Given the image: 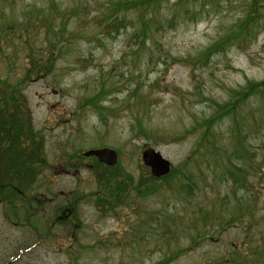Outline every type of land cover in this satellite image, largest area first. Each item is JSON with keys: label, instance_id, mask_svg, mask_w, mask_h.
<instances>
[{"label": "rangeland", "instance_id": "obj_1", "mask_svg": "<svg viewBox=\"0 0 264 264\" xmlns=\"http://www.w3.org/2000/svg\"><path fill=\"white\" fill-rule=\"evenodd\" d=\"M184 2L166 0L149 10L162 27L155 31L148 24L141 48L133 40L139 10L126 14L125 28L106 36V0H0V83L19 84L24 124L30 113L43 141L42 162L30 164L37 169L35 182L30 173L22 176L12 143L0 153V264H264V96L252 95L234 117L220 120L211 128L215 141L194 153L213 102L225 103L264 79V11L236 35L233 30L252 12L250 0ZM26 25L32 31L7 30ZM225 38L224 51L203 64L201 52ZM47 45L59 51L53 68L24 82L28 59L21 48L34 52ZM110 87L100 108L78 107ZM234 120L246 136L235 157ZM101 145L120 150L119 165L132 181L149 173L141 161L146 148L159 151L181 174L172 188L101 212L94 204L100 186L91 160L88 167L66 168L71 157ZM228 156L243 170L244 188L226 172ZM178 179L190 188H177ZM47 185L55 201L37 212L31 198ZM77 195L86 197L74 222L54 223ZM20 199L28 209L14 207L18 201L24 206ZM50 218L44 237L41 226ZM180 250L186 251L168 261Z\"/></svg>", "mask_w": 264, "mask_h": 264}, {"label": "trees", "instance_id": "obj_2", "mask_svg": "<svg viewBox=\"0 0 264 264\" xmlns=\"http://www.w3.org/2000/svg\"><path fill=\"white\" fill-rule=\"evenodd\" d=\"M164 1L166 0H121L113 3L112 1L106 0V12L102 15L106 27L105 35H116L119 29L125 28L124 22L126 14L133 10H139L142 13L138 18L139 27L133 33V40H136L138 42V46L142 48L143 46H145V42L148 39L144 35L145 29L148 27V24L152 25V28H154L155 31H158L162 27L161 23L155 21V18L150 17L149 10H153L159 7ZM184 1L196 2L197 0H176V4H187ZM187 10V8H184L181 11L187 12ZM248 10H252V12L248 11L249 13L247 14V18H243L233 30V33H236V35H240L243 30L248 28L254 22L255 19L253 18V16L257 12L259 13L261 11H264V0H250L248 4ZM168 23L171 26L173 24V20L169 19ZM30 27L31 26L26 25V27L19 28L17 30H14L13 28L7 30H9V33L14 34L17 31L27 32L28 28L29 30L32 29ZM152 28L149 30V33L152 32ZM14 40L19 41L20 39L16 37L14 38ZM228 43L229 38H225L222 41L203 50L200 54V58L203 61L202 63H208L211 57H213L217 53L223 52V48ZM58 48L61 49L62 47L58 46ZM20 53H24L26 59H28V67L26 69V75L24 78V82H26L33 77H45L47 71L53 68L59 51L55 50L53 45H47L44 48L36 49V51L34 52L29 46H26L25 48H21ZM41 61H43V67H40ZM0 85V117L4 119L3 121L0 120V133L2 134V137L0 139V153H2V150L5 146L4 145L1 149L2 145L7 142V140L15 144L17 147V149L15 148V150H17V152L12 153H15V155L18 156L17 159L19 161V165L23 162L19 167L22 176L25 177L30 173V176L28 178L29 181L35 182L38 173L36 172L37 169H35L34 167L35 164L30 165L32 162L34 163V160L30 159L29 155L33 152L37 154L42 148L43 141L38 139L36 131L32 129L30 123L31 115L30 117H28L27 124L24 125L21 129V125L23 124V111L20 110L21 105L19 98L22 97V95L20 94L19 84L9 86L6 85V83H0ZM111 90L112 87L108 88L105 92H99L95 94L91 98H86L81 104L78 105V107L80 109H83L87 106L100 108L98 104L100 103L101 98L107 95ZM254 94H260L262 97L264 96V79L259 82L248 83L243 90L236 91L234 96L225 103L213 102L214 109L211 116L201 123L202 132L195 146L194 153L196 149L201 145L210 144L211 139L215 141V135L211 131V128L213 126H216L220 122V120L225 117H234L239 105L245 102V100H247ZM20 112L21 117H19ZM27 116H29L28 113ZM231 133L235 142V148L232 150V155L233 157H235L239 153L238 149L243 148V142L246 141V136L242 135L240 127L235 122V120L233 121ZM22 140H24V142H22ZM37 142L39 143L37 144ZM21 152H23V155ZM74 162H76V158L74 159ZM68 163H70V161H68ZM228 163L229 167L226 169V172L233 179V184L240 182L243 185L242 187L244 188L246 178L242 175L243 170L240 168V166L231 165L229 162V156ZM186 164L187 161L185 162L184 168L187 167ZM259 169L260 168L258 166V170ZM90 170L93 172V175L97 179V182L100 186V191L96 194L97 196L95 197L94 204L100 209L101 212L104 213L115 209L117 204H126L128 201L129 204L132 203V205H134L137 203L138 199H144L148 196H151L160 191V189L164 186H170L172 188L173 183L181 174V171L178 170L176 172V169L172 168L169 174L158 179L152 177L149 173H147V176L145 178L140 177L137 181H132L130 177H127L125 175V172H123L119 164L112 168H109L104 165L94 163ZM7 176L12 177V172H9ZM20 177L21 175H18L16 179H20ZM2 179L3 176L2 174H0V181H2ZM1 186L2 184H0V188ZM29 186H31V184H29ZM184 187L190 188V186L186 185L182 180L178 179L177 188L182 189ZM238 190L239 189H236V192ZM20 200L23 201L22 199ZM15 212L16 210L14 209L13 213ZM208 215L210 217L212 216L211 213L206 214L207 217ZM223 222H225V220L222 219L221 223ZM184 251L186 250L177 251L175 253V256H171L168 261L178 257Z\"/></svg>", "mask_w": 264, "mask_h": 264}, {"label": "water", "instance_id": "obj_3", "mask_svg": "<svg viewBox=\"0 0 264 264\" xmlns=\"http://www.w3.org/2000/svg\"><path fill=\"white\" fill-rule=\"evenodd\" d=\"M84 156H95L99 162L109 166H113L117 162L116 152L108 148L88 150L84 153ZM141 159L154 177L163 176L169 171V162L152 148L144 150Z\"/></svg>", "mask_w": 264, "mask_h": 264}, {"label": "flooded vegetation", "instance_id": "obj_4", "mask_svg": "<svg viewBox=\"0 0 264 264\" xmlns=\"http://www.w3.org/2000/svg\"><path fill=\"white\" fill-rule=\"evenodd\" d=\"M0 120H1V118H0ZM63 195H64V194H63ZM44 200H45L46 202H49V201H50L49 198H45ZM65 212H66V215H67V216H71L72 213H73V208H71L70 205H69V206H66V208L63 209L62 215L65 214ZM62 215H60L59 217H61Z\"/></svg>", "mask_w": 264, "mask_h": 264}]
</instances>
